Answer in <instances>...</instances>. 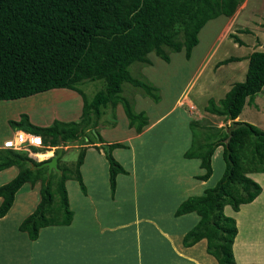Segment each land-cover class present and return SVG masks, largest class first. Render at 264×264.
I'll list each match as a JSON object with an SVG mask.
<instances>
[{
	"label": "trees",
	"instance_id": "16d2710c",
	"mask_svg": "<svg viewBox=\"0 0 264 264\" xmlns=\"http://www.w3.org/2000/svg\"><path fill=\"white\" fill-rule=\"evenodd\" d=\"M242 1L0 0V101L58 88L76 91L83 101L79 120L55 119L50 125L42 126L33 123L24 112L18 119L8 120L14 131L39 135L45 147L30 146L32 155L12 147H0V171L17 168L15 176L0 185V218L9 211L25 183L32 186L39 183L40 199L19 223L18 230L26 233L29 240H36L41 228L72 222L66 181L74 179L86 194L81 172L86 146L80 147L73 165L62 159L66 152L63 151L58 159L59 171L48 176L46 167H35L44 160L36 161L33 152H44L51 147H56V152L59 146L80 136L89 138L86 131L94 136L86 143L93 144L98 151L102 149L108 161L109 185L114 197L117 175L126 174L127 170L112 151L127 145L106 142L99 131L92 130L104 109L108 106L115 109L118 104L122 105L128 128L141 133L149 124L146 113L134 110L129 99L121 95L124 82L141 88L156 102L160 99L158 88L134 76L130 66L135 62L149 65L151 52L165 62L170 61L171 52L181 50L190 58L205 24L219 16H233ZM229 36L239 45L244 44L235 33ZM247 58L244 79L234 82L218 102L209 98L207 112L223 117L224 121H233L246 104L254 103L264 87V49L251 52ZM240 60L242 57L229 56L217 65ZM86 79L103 81V87L91 98L77 86ZM237 122L240 126L229 132L230 125L208 126L206 131H200L199 121H190L191 144L183 156L200 160L204 173L196 177L210 178L212 155L219 146L225 167L213 186L205 188L202 194L185 198L173 213L176 217L197 213L199 220L185 232L182 244L190 247L205 239L207 253L218 264H236L233 243L238 226L234 217L224 213V206L228 204L238 211L262 191L261 185L248 174L264 172V129L250 122ZM98 143H109V151ZM55 192L58 202L54 201Z\"/></svg>",
	"mask_w": 264,
	"mask_h": 264
},
{
	"label": "rangeland",
	"instance_id": "374dc122",
	"mask_svg": "<svg viewBox=\"0 0 264 264\" xmlns=\"http://www.w3.org/2000/svg\"><path fill=\"white\" fill-rule=\"evenodd\" d=\"M236 12L228 19L219 16L208 21L199 33V42L193 48L190 58L187 59L184 50H181L171 52L170 61L165 62L151 52L148 54L151 60L149 65L135 62L130 66L134 76L158 88L160 99L156 102L141 88L128 82L122 84L121 95L129 99L134 110L144 111L150 121L153 122L159 116L161 118L141 134H136L128 128L121 104L115 109L111 106L104 109L97 127L92 132L99 131L108 142L121 141L129 146L113 150L114 157L127 169L126 174L117 176L119 180L115 198L111 196L107 159L93 144L86 143L90 138L94 139L92 133L86 131L89 138L80 136L62 145L63 151H66L62 159L69 165L74 164L81 146L91 148L87 150L81 167L87 196L81 194L77 181H66L75 206L70 209L74 211L73 214L78 215V219L70 230L50 232L48 239L44 238L35 246L36 264H97L94 260L109 259L111 255L120 261L119 264H166L163 261L164 256L174 258L176 264H189L178 260L170 251L165 240L171 238L161 230L175 232L174 243L181 247L183 244L178 243V235L188 230L186 227L191 225L192 219L185 221L182 217L178 218L174 216L171 205L162 204V195L166 196L170 192L167 193L161 185L175 181L177 186H174V191H179L191 182L189 174H194L200 163L198 158L183 156L191 144L190 121H199L200 131H206L208 126L230 125L231 120L224 121L223 117L205 110L207 100L222 98L226 86L242 81L248 65L245 58L255 50L264 49V0H243ZM244 29L249 32H241ZM231 33L238 35L244 44L234 42L229 36ZM229 56H240L243 60L217 65L220 60ZM214 75H220L225 80L224 85L213 95L207 88L210 78ZM77 86L91 98L103 87V81L86 79ZM185 97L191 99L192 103H184ZM255 101L253 104H246L239 117H244V122L264 129V90L255 96ZM82 104L81 96L76 91L65 88L52 89L16 100L0 101V141L2 138H10L0 147H12L29 154L32 153L30 146L39 149L45 147L41 137L38 141V138L33 136L31 137L35 139V144L33 142L27 146H18L19 140L16 139L19 132L13 133L15 131L9 126L8 120L18 119L22 112L27 113L30 120L38 125H50L55 119L79 120ZM27 137L30 136L24 135V138ZM55 149L56 147H51L44 152H33V158L36 161L47 160L55 153ZM99 151L103 152L102 149ZM40 153L47 156H40ZM212 167L213 172L207 184L210 186L219 180L224 171L225 163L221 149L215 151ZM15 168L0 172V185L17 173ZM174 169L180 170L182 174L177 176L173 173L176 172ZM28 185L29 183L23 185L21 190L30 189ZM194 185L197 188L193 187L191 191L199 192L200 184ZM39 186V183L35 185L37 190ZM172 189L170 188L171 191ZM171 194L173 195L172 192ZM37 197L39 198V195ZM54 201L58 202L56 192ZM34 204L35 202H32L27 207V212ZM20 207L18 201L6 219L10 220L9 227L14 226L18 218L26 216V209L19 210ZM143 216H150L151 222ZM150 233L154 237L148 236ZM0 234L2 240L8 239L7 233ZM195 249L191 253L189 251L191 257L196 256L202 260V248ZM55 252L59 254L56 256ZM158 255L160 257H157Z\"/></svg>",
	"mask_w": 264,
	"mask_h": 264
},
{
	"label": "crops",
	"instance_id": "0c3cea01",
	"mask_svg": "<svg viewBox=\"0 0 264 264\" xmlns=\"http://www.w3.org/2000/svg\"><path fill=\"white\" fill-rule=\"evenodd\" d=\"M236 13L237 12H235V14ZM231 17H226V19L231 18ZM261 50H263V49H261ZM249 55H250V53H249ZM238 57H240V56H238ZM245 59L248 60V58H245ZM242 60H243V58H242ZM244 77H245V75H244ZM233 79H234V77L232 76L231 80H233ZM224 80H225L224 77H220V75H214L209 80V85H208L207 91H211L212 94L214 95L215 92L217 91V89L221 85H224ZM232 84H233V82H232ZM228 85H230V84H228ZM231 85L229 87L226 86L223 93H226L229 90V88L231 87ZM226 89H228V90L226 91ZM262 90H264V89H262ZM220 99L216 100V102H218ZM254 101H255V98H254ZM183 102L187 103V105L189 103H192L191 99H189L188 97H185ZM181 103H182V100H181ZM239 116L237 118H235L234 121H243L242 119L244 117L240 118ZM218 117H220V116H218ZM160 118H161L160 116L157 117L153 122L149 120V124L143 129V131L148 129L155 122H157V121L159 122ZM42 126H45V125H42ZM8 130H9V128H8ZM131 130L134 131L133 129H131ZM16 132L17 131H15L13 133H16ZM141 133H136V134H141ZM190 137H191V135H190ZM13 138L14 139L16 138L15 135ZM9 139L10 138H7V139L2 138V140L0 141V146L2 144L5 145L7 140H9ZM104 140L106 141V139H104ZM16 141H17V139H16ZM106 142H108V141H106ZM124 144L127 145L126 148L129 147L128 144H126V143H124ZM88 149H91V148H88ZM88 149H86V152ZM218 149H221V155H222V147L219 146L218 148H216V150H218ZM98 152H100L101 155H104V153L102 151H98ZM214 153H213V155H214ZM213 155H212V159H213ZM199 163H200V160H199ZM10 168H12L11 170H13L15 167L14 166L9 167V168H6V170H8ZM6 170L4 169V170H1L0 172H4ZM175 171L176 172H173V173L177 174V176H179V174H182L180 172V170H175ZM81 172H83L82 168H81ZM195 173L193 174L192 172H190V174H189V172H188V174L191 177V182L188 185H186L185 187H182L179 191H174V186H177V183H175V181H174V183H171V184H165V186L161 185L162 189L165 188L167 190V193L170 192L166 196L162 195V201H163L162 204L165 206L171 205L172 209H173L172 210L173 213H174L175 209L177 208V206L180 204V202L183 201L185 198H187L188 196H191V195L202 194L205 188L211 187L214 185V184L211 186L207 185L210 178L208 180H201V179H198L196 177V175H200V174L204 173V169H202L201 167H199V169L196 168ZM248 175L261 184L262 191L252 202L247 203V204H242L238 211L233 210L232 207L228 204L225 205L224 206V213L226 215L233 216L236 219L237 226H238V233L236 235L237 237H235L236 239H234L235 244L233 243V252H235L234 257H235L236 264H264V180H262V179H264V172H253V173H249ZM14 176H15V174L11 178H13ZM82 176L84 177L83 174H82ZM118 177L116 178V189H118V183H117V181L119 180ZM10 179H8L7 182ZM83 180H85V179L83 178ZM195 183L200 184L199 192H192L191 191L193 189V187L197 188V186L194 185ZM35 185L32 186L29 183L28 186L30 189H26L25 191L21 190L23 188V186H22L18 190V192L16 193L14 202H13L11 208L9 209V211L6 213V215H4L3 217L0 218V232L7 233V235H8V237H6L8 239L2 240L3 237H1V234H0V241H1L0 242V264H36L34 262L35 251H36L35 246L40 244V242H42V240H44V238L48 239L49 238L48 235H50V232L70 230L71 227L73 226V223L78 219V215L73 214V220L69 225H59V226L53 225V226L43 227L40 229L39 234H38V238L36 240H29L26 233L18 230V225L29 213H31L33 211V209L36 207V204L38 203V201L40 199L39 190L36 189ZM166 186H168V187H166ZM66 188H67V186H66ZM157 188L159 189V186H157ZM170 188L171 189L173 188L172 191L170 190ZM86 189H87V186H86ZM116 189H115V194H116ZM79 190H80V188H79ZM32 191H34V192H32ZM67 192H68V198H69V206L71 209H73L75 206L72 202V197H71L68 189H67ZM171 192L173 193V195L171 194ZM78 194H80V193H78ZM81 194H83V193L81 192ZM38 195H39V198L37 197ZM84 195L87 196V190H86V194H83V196ZM37 198H38V200H37ZM114 198H115V196H114ZM18 201H20V206H21L19 210L26 209V216H22V217L18 218V220H16L17 223L14 226L9 227L8 222H10V220H6V219L8 218L10 213L13 211V208L16 207ZM0 202H1V198H0ZM32 202H35V204L32 206L31 210H28V212H27V207ZM144 211L146 212V209H144ZM180 217L184 218L185 221L188 218H190V220L192 219L191 225L186 227L188 230L199 220V216L197 215L196 212H190V213H186L184 215L178 216V218H180ZM143 218L145 220L149 221L150 216H143ZM149 222H151V221H149ZM121 225H123V224H121ZM58 228H63V229H58ZM161 232L163 234H165L166 236H170L169 238H171V239H166L165 242H166V244H168L170 251L178 258V260H181V261H183L185 263H189V264H196V263L197 264H218L217 260L212 255H210L206 252V240L205 239L200 240L199 242H197L196 244H194L190 247H184L183 245H181V247H178L177 244L174 243L175 242L174 241L175 232H169L167 230H161ZM185 232L186 231H182L179 233V235H178V241H179L178 243L179 244H182V237L185 234ZM152 235L153 234L150 233L148 236L151 237ZM152 237H154V236H152ZM176 247H178V249ZM197 247H201L202 251L204 253V254L201 253L202 256H200V257H202V260L197 258L196 256L194 258L191 257V254H190L191 251H193ZM195 250H197V249H195ZM189 251H190V253H189ZM182 253H183V255H182ZM55 254L57 256V254H59V252H55L54 255ZM205 255H206V257H205ZM165 257L166 256H164V260H163L164 263L176 264L174 262V258H168V257L165 258ZM152 261L154 262V260H152ZM94 262L95 263L97 262V264H119L120 261L117 260L116 258H113L111 255L109 259L104 258V259H100L98 261L96 259V260H94Z\"/></svg>",
	"mask_w": 264,
	"mask_h": 264
},
{
	"label": "water",
	"instance_id": "95a60500",
	"mask_svg": "<svg viewBox=\"0 0 264 264\" xmlns=\"http://www.w3.org/2000/svg\"><path fill=\"white\" fill-rule=\"evenodd\" d=\"M240 126V123L237 121H230V126L227 128V130L230 132L232 129L237 128ZM102 147L105 149V151H109V144L108 143H102ZM63 146H59L57 148V151L51 155L47 160H44L42 163L39 165L35 166L38 168L46 167V174L47 176L52 172V171H59L58 168V159L62 155L63 152Z\"/></svg>",
	"mask_w": 264,
	"mask_h": 264
},
{
	"label": "bare ground",
	"instance_id": "6f19581e",
	"mask_svg": "<svg viewBox=\"0 0 264 264\" xmlns=\"http://www.w3.org/2000/svg\"><path fill=\"white\" fill-rule=\"evenodd\" d=\"M49 98V97H48ZM17 133V132H16ZM24 135H30V137H27V138H24ZM19 136H22V138H24V139H30L31 141H32V143L34 142V144H35V139H32V137L31 136H34L35 138H38L39 136L38 135H36V134H25V133H23V132H19V135H18V137ZM18 137H17V140H18ZM40 140V138L38 139V141ZM46 154H42V153H40V156H45ZM47 156V155H46ZM243 229V228H242ZM70 239V238H69ZM70 248V247H69ZM156 255V254H155ZM157 257H160L159 255L157 256ZM157 260V259H156ZM156 263V262H155Z\"/></svg>",
	"mask_w": 264,
	"mask_h": 264
},
{
	"label": "built area",
	"instance_id": "2783aa9c",
	"mask_svg": "<svg viewBox=\"0 0 264 264\" xmlns=\"http://www.w3.org/2000/svg\"><path fill=\"white\" fill-rule=\"evenodd\" d=\"M18 140H19L18 146H21V145H26L27 146V145L32 144V141L30 139H24V138H22V136H19Z\"/></svg>",
	"mask_w": 264,
	"mask_h": 264
},
{
	"label": "clouds",
	"instance_id": "9594fccd",
	"mask_svg": "<svg viewBox=\"0 0 264 264\" xmlns=\"http://www.w3.org/2000/svg\"><path fill=\"white\" fill-rule=\"evenodd\" d=\"M17 132H23V133H25V134H30V133H26V132H24V131H22V130H17ZM39 136V135H38ZM39 138H40V136H39ZM41 140V139H40ZM18 150V149H17Z\"/></svg>",
	"mask_w": 264,
	"mask_h": 264
}]
</instances>
